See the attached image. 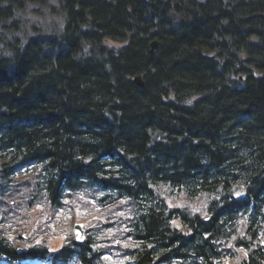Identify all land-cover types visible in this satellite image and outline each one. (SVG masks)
<instances>
[{
    "label": "trees",
    "instance_id": "trees-1",
    "mask_svg": "<svg viewBox=\"0 0 264 264\" xmlns=\"http://www.w3.org/2000/svg\"><path fill=\"white\" fill-rule=\"evenodd\" d=\"M81 190L125 207L137 264H264V0H0V257Z\"/></svg>",
    "mask_w": 264,
    "mask_h": 264
},
{
    "label": "rangeland",
    "instance_id": "rangeland-1",
    "mask_svg": "<svg viewBox=\"0 0 264 264\" xmlns=\"http://www.w3.org/2000/svg\"><path fill=\"white\" fill-rule=\"evenodd\" d=\"M27 16V18H29L30 19V16L29 15H26ZM38 21V20H37ZM108 44H111L112 46H114V44L115 43H112V42H107ZM34 170H33V173H32V176L34 175ZM30 177V176H29ZM26 178H23V180H25ZM27 179H29V178H27ZM26 179V180H27ZM76 202L75 201H72L71 199H69V198H67V199H65V201H63V205H65L64 206V210L62 211V212H57L56 213V215H55V218L54 219H58V221L57 222H55V224L54 223H49V221H48V216L46 217L47 219H45V216L43 217V219H39V223H38V220H34V226H35V228H38L39 230V236H38V239H37V242L38 243H42V241H44L43 240V237L44 236H49V238H47V237H45V239H48L47 241H50V240H53V239H56V240H59V242H63L65 239H67L69 236L68 235H70V233H69V231H68V229H67V227H66V225L67 224H69V221H70V215H68L67 213H68V210H67V206H75L74 208L75 209H77L76 211H78V212H80L79 210H78V208L79 207H77V204H75ZM200 204V206H203L204 205V203H202V202H200L199 203ZM189 209H192L193 207H194V205L193 204H191V202L189 203ZM200 206H198V205H196V208L197 209H201V207ZM113 209H115V210H117V211H119V209H117V208H113ZM81 211H83V210H81ZM39 213V211L36 213H33L32 214V216H31V218H34V217H38V216H34V215H37ZM118 214V213H117ZM68 216V217H67ZM67 221V222H65L64 223V221ZM84 223H82V222H77L78 223V225H80L84 230H86L87 229V227L88 226H91V228L90 229H92V228H96L97 229V231L95 232V231H91V230H89V231H91L90 233L91 234H96V233H100L101 232V230H100V228L98 227V226H94V224L93 225H90L89 224V222L87 223L86 221H83ZM34 231H36V230H34ZM48 231H50L51 233H54V238H52L51 236H50V234H49V232ZM45 233L44 235H42L41 236V233ZM85 234V233H84ZM86 234H87V230H86ZM102 234H104V233H102ZM108 235H105L103 238L105 239V240H108L109 238H112V237H114V234H111V232L110 233H107ZM68 236V237H67ZM73 236H75V237H78L79 236V233H77V232H74V234H73ZM115 243H118L117 242V240H115Z\"/></svg>",
    "mask_w": 264,
    "mask_h": 264
},
{
    "label": "water",
    "instance_id": "water-1",
    "mask_svg": "<svg viewBox=\"0 0 264 264\" xmlns=\"http://www.w3.org/2000/svg\"><path fill=\"white\" fill-rule=\"evenodd\" d=\"M157 47V43L156 42H152L150 45V49L153 52ZM134 82L136 83V85H138L139 87H142V81L140 77L135 78Z\"/></svg>",
    "mask_w": 264,
    "mask_h": 264
},
{
    "label": "bare ground",
    "instance_id": "bare-ground-1",
    "mask_svg": "<svg viewBox=\"0 0 264 264\" xmlns=\"http://www.w3.org/2000/svg\"><path fill=\"white\" fill-rule=\"evenodd\" d=\"M151 45V44H150ZM137 77H139V76H137ZM137 77H135V78H137ZM135 78L133 79V82H134V80H135ZM135 83V82H134ZM136 84V83H135ZM138 86V85H137Z\"/></svg>",
    "mask_w": 264,
    "mask_h": 264
}]
</instances>
